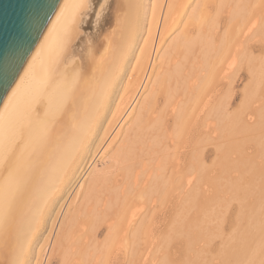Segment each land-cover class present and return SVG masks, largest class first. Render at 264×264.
Here are the masks:
<instances>
[{
    "label": "bare ground",
    "instance_id": "6f19581e",
    "mask_svg": "<svg viewBox=\"0 0 264 264\" xmlns=\"http://www.w3.org/2000/svg\"><path fill=\"white\" fill-rule=\"evenodd\" d=\"M262 77L264 0H61L0 110V264H264V182L216 175Z\"/></svg>",
    "mask_w": 264,
    "mask_h": 264
},
{
    "label": "water",
    "instance_id": "95a60500",
    "mask_svg": "<svg viewBox=\"0 0 264 264\" xmlns=\"http://www.w3.org/2000/svg\"><path fill=\"white\" fill-rule=\"evenodd\" d=\"M61 0H0V110L14 91Z\"/></svg>",
    "mask_w": 264,
    "mask_h": 264
},
{
    "label": "rangeland",
    "instance_id": "374dc122",
    "mask_svg": "<svg viewBox=\"0 0 264 264\" xmlns=\"http://www.w3.org/2000/svg\"><path fill=\"white\" fill-rule=\"evenodd\" d=\"M248 81L251 82L249 76H248V77L246 76V77H244L243 79H241V80L238 82V84H236L235 92H241V89L244 88L243 85L245 84V82H247V83H246V85H247V84L249 83ZM262 81H264V77H262ZM261 84L264 85L263 82H262ZM262 85H261L260 87H263ZM263 89H264V88H263ZM263 89L261 88V90H259V91H262ZM263 91H264V90H263ZM262 94H263V96H264V92L258 94V98H257V99L259 100V102H255L256 105H259V106H256V105L253 104V105H252L253 107H250V108H252V110H254L255 108L258 109V107L260 108V105H261V108H260L259 110H261L262 108H264V106L262 105V104H264V102L262 103V100H261V102H260V99H262L263 97L261 96L262 98L260 97V99H259V96L262 95ZM258 100H256V101H258ZM237 101H238V102H237ZM263 101H264V100H263ZM257 103H258V104H257ZM235 104H239V99H237L236 102L233 104V105H234V106H232L233 109H235L236 107H238V105L235 106ZM255 106H256V107H255ZM262 106H263V107H262ZM254 107H255V108H254ZM253 108H254V109H253ZM249 111H250V110H249ZM255 111H257V110L255 109ZM233 112H236V110H233ZM249 113H251V111H250ZM251 116H252V114H251L250 116H248V119L250 118V119L254 120V118H255V121H254V122H253L252 120L249 119V124H250L251 122L254 123V124H253V128H252V124H251V125H248V128L246 129V131H245V132L243 131V132H241V133H239V134H240V135H241V134L244 135V133L247 132L246 134H247L248 136H249V134H250V136H251V135L253 136L254 133H255V134L257 133V134H260V135H257V137H256L255 134H254L253 137H252V136H251V137L249 136L248 138H246V134H245L243 138L246 139L247 144H248V143L251 144V145H249V146H246V144H244V143H245V139H243V140H244V141H243L244 143H243V142L241 143L240 140H241L242 138L239 140V141H240V143H239L238 139H239L241 136H243V135H241V136H240V135H233V137H234V136H236V137H235V138L232 137V139L236 140V142L238 141L237 144H240V146H238V145L236 144V142H235L234 140L231 139L232 142L234 141V142H233L234 144L232 143L233 146H234V147L232 146V153H234V154H236V155L241 153V155H238L239 158H238V157H237V158L235 157L237 160H239V162H240V160H241L240 157H242L243 159H246V157H249V158H250V157H251V155L249 156L250 151H251V152L254 151V152L257 153V151H258L257 148H258V147H259L260 151H261V149H262V148H260L261 146H259V144H258V143H261V142H257V143L255 142V144H258V147L255 145V147H257V148H256L257 151H255L256 149H255L254 146L252 145L254 142L252 143V142H250V141H252L253 138H254V139H255V138H256V139H257V138H261L260 140H257V141H261V140H262V142H263V140H264V138H263L264 135H262V134H264V129H263V128H264V125L262 126V124H264V123L258 122V118L254 117V116H255L254 114H253L252 117H251ZM256 124H257V125H256ZM254 125H256L255 128H254ZM257 126H258V127H257ZM257 128H258V129H257ZM256 129H257V130H256ZM260 130H262L263 133H261ZM248 131H249V132H248ZM259 132H260V133H259ZM235 134H236V133H235ZM258 136H259V137H258ZM236 138H238V139H236ZM247 139H250V140L247 141ZM256 139H255V140H256ZM255 140H253V141H255ZM184 142H185V138H183V140L178 144V145H179L178 148H180V147L183 146V145L186 146V144H184ZM242 144H243V145H242ZM241 146H242V148H241ZM244 146H245V147H244ZM250 146H252L254 149L251 150ZM247 147H248V148H247ZM234 148H235L236 150H233ZM249 148H250V149H249ZM183 149H184V148H181L180 151H183ZM245 149H246V150H245ZM247 149H248V150H247ZM249 150H250V151H249ZM176 151H179V149H176ZM235 151H236V153H235ZM248 151H249V153H248ZM260 151H259V152H260ZM237 152H238V153H237ZM243 152H246L245 154H247L248 156H246ZM262 152H263V150H262ZM252 153H253V152H252ZM252 153H250V154H252ZM256 153H254V155H255ZM260 153H261V152H260ZM260 153H259V154H260ZM243 154H244L246 157L243 156ZM262 154H263V153H262ZM231 155H232V154H231ZM236 155H232V156L234 157V156H236ZM254 155H252V156L255 157V158H257V156H256V155L254 156ZM257 155H258V154H257ZM259 156H261L260 158H263V159H264V156H262L261 154H260ZM212 157H213V156H212ZM215 157H216V155H214V158H215ZM253 157H252V158H253ZM255 158H254L253 160L250 158V160H252L251 162L254 161V162L251 163L250 165H252V164L255 163L254 165H256V167H258V168H255L254 165L251 166V167H253L254 169H252V168H248L250 165H248L245 169H243V167H242V166H239V165H238V168H237V163H238V161L236 160L237 162L234 161L236 165H235L234 163L232 164V168H233V169L230 171L231 174H229V172H227V173H225V174H227V175H225L224 173H222V172H220V171L218 170L219 173H218V171H217V174H216L217 177L219 176V177L217 178L218 180H219L220 177H221L220 179H222V180H224V181L226 180V178H228V180L231 178V181L229 180L230 182H229L228 180H226V181H228L229 183L223 181L224 183H228V184H225V185H224L223 182H220V181H222V180L218 181V180L216 179V180H217V184L220 185V189L222 188L221 190H224V191H227V192H228V190H227L226 187H228L229 184H231V182L233 183V180H235L234 183H236V184H242V183H243V184H244V183L246 184V182H244V179H245V181H246V179L248 180V181H247V184L249 183V180H252V179H254L255 182H256V180H257V182H258V179H259V180H262L261 182H264V174H263L264 172H263V173H262V171H261V173L259 172V170H261V168L264 170V168H263L264 166H262V163L259 162V161L261 160L259 157H258L259 159L257 158V160H256ZM232 160H233V159H232ZM258 160H259V161H258ZM262 162H263V160H262ZM240 165H242V164H240ZM263 165H264V164H263ZM234 166H235V169L237 170V172L241 170V169H239V167H242V170H243V171L241 170L242 172H241V171H240V172H241L243 175H242L240 172H239L240 174L237 173V172H235V171H234V170H235V169H234ZM260 166H261V168H260ZM248 169H252V170H248ZM245 170H248V171H246V172H248V173H247L248 175L246 174V172H244ZM252 171H254V173H255V171H256V173H257V171H258V174L260 173V174H262L263 176H261L260 174H259V176H258L257 174H256L257 176H255V175H253V172H252ZM250 173H251V174H250ZM218 174H220V175H218ZM223 174H224L225 176H224ZM235 174H236V175H235ZM216 175H215V176H216ZM230 175H231L232 177H234V176H235V177L232 178V177H230ZM233 175H234V176H233ZM237 175H239V176H237ZM250 175H251V176H255L256 179H255V177H251ZM260 176L262 177V179H261ZM223 177H224V179H223ZM249 177L252 178V179H250ZM259 177H260V178H259ZM236 179H237V180H236ZM239 179H241V180H239ZM242 179H243V180H242ZM219 182H220L221 184H220ZM255 182H251V181H250V184H249V185L251 186V185H252L251 183H255ZM259 182H260V181H259ZM222 183H223V184H222ZM245 184L243 185L244 187L246 186ZM258 184H261V183H257V184L255 183V186H254V184L252 185L253 187L251 186L252 189H254V191H257V190H258L257 192L260 191L259 189H257V188H259V187L257 186ZM222 186H223L224 188H223ZM225 188H226V189H225ZM224 195H225V193L223 192L219 197H220V198H221V197H224ZM229 195H230V193H229ZM219 197H218V198H219ZM223 199H224V198H223ZM220 204H222V203H220ZM169 205H171V206H168L167 204L165 205V215H167V214H168V210H169L170 208H172V204H169ZM166 206H167V208H166ZM168 207H170V208H168ZM235 209H236V210H235ZM161 211H162V210H159V211L157 210V212H156V218H158L159 216H161ZM234 211H235V213H234ZM239 212H240L239 201H238V200H234V197H231V198H230V203H228V204L223 203V205H219V207L217 208V214H218V215H221V214H222L223 217H222V216H217L216 224H217V223H218V224L220 223L221 226L224 228V229L222 228V231L225 230V232L227 231L228 234L225 233V232H223V233H224V235H223L224 238H223L222 240H221V238H219V239L217 238L216 241H214V244H215V245H213V246H215V247H214L215 249H216V245L218 246V244H221V246H218L219 248L222 247V243H223V242L221 243V242H219V241H223L224 239L226 240V239L229 237V234H231V233H230L231 231H232L233 233L235 232V229L238 227L236 224H237L238 222H240ZM230 214H231V216H230ZM168 215H169V214H168ZM168 215H167V216H168ZM223 218H224V219H223ZM221 219L224 220V223H222V220H221ZM167 221H168V220L165 221V226H167ZM217 221H218V222H217ZM216 224H215V225H216ZM223 224H225V225L223 226ZM165 228H166V227H165ZM233 230H234V231H233ZM102 240H103V238H102V236H101V238L99 239V242H102ZM215 242H216V243H215ZM177 244H178V245H177ZM173 245H174V246L176 245L175 247H177V249H179L180 246H181L180 243L177 242V241H176V243L173 244ZM174 246H173V247H174ZM173 249H174V248H173ZM175 249H176V248H175ZM118 257H119V262H118V263H120V261L122 260V259H121V253L118 254ZM116 260H117V259H116ZM118 263H117V264H118Z\"/></svg>",
    "mask_w": 264,
    "mask_h": 264
}]
</instances>
